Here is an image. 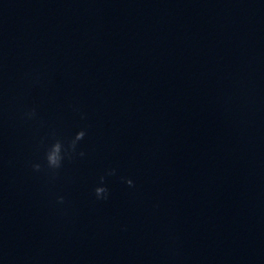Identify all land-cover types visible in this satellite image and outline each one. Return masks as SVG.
Listing matches in <instances>:
<instances>
[{
    "label": "clouds",
    "instance_id": "1",
    "mask_svg": "<svg viewBox=\"0 0 264 264\" xmlns=\"http://www.w3.org/2000/svg\"><path fill=\"white\" fill-rule=\"evenodd\" d=\"M26 115L29 118L33 117L35 115V109L30 110L29 112L26 113ZM84 136H85L84 131L78 132L75 136V139L69 145V148L71 150H74L76 147L77 141L83 139ZM63 152H64L63 145L60 141H56L54 144L51 145V147L49 148V150L46 153V161H47V166L49 169L56 170V169H59L61 167V163H62V160L64 158V156L62 154ZM80 155L83 156L84 153L81 152ZM32 167L35 171L41 170L40 164H34ZM107 174L108 175H114L115 169L110 170ZM53 175H54V172H53ZM104 181H105V177L101 176L100 177V186H97L94 189L95 197L98 200H106V199H108V196H109V189L105 186ZM125 182L130 187L134 186L133 181L131 179H127ZM57 202L60 204H63L64 203V197L63 196L58 197Z\"/></svg>",
    "mask_w": 264,
    "mask_h": 264
}]
</instances>
